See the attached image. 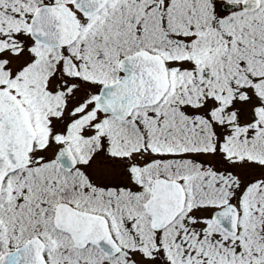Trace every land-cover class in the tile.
<instances>
[{
    "label": "snow or ice",
    "instance_id": "1",
    "mask_svg": "<svg viewBox=\"0 0 264 264\" xmlns=\"http://www.w3.org/2000/svg\"><path fill=\"white\" fill-rule=\"evenodd\" d=\"M0 264H264V0H0Z\"/></svg>",
    "mask_w": 264,
    "mask_h": 264
}]
</instances>
